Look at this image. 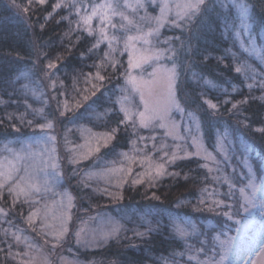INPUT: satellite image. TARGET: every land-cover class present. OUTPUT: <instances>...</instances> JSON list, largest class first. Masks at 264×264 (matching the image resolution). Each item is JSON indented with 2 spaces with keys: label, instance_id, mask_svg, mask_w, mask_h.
Masks as SVG:
<instances>
[{
  "label": "rangeland",
  "instance_id": "1",
  "mask_svg": "<svg viewBox=\"0 0 264 264\" xmlns=\"http://www.w3.org/2000/svg\"><path fill=\"white\" fill-rule=\"evenodd\" d=\"M49 1L52 2V11L50 15L46 16L47 19H50L51 15L60 13V19L66 22L67 28L56 41L54 45L55 50L46 57L45 69L47 70L51 84L52 81L56 83L55 88L52 86L50 88L55 89L54 96L57 104L67 99L69 106L72 107L76 101H80L79 107L67 112H79L80 114L74 124L70 126L71 128L73 127V131L76 133L75 144H72L70 149H77L79 151L77 146L85 144V136L82 135V129H91L93 133L97 134L108 133L116 129L108 122V105L114 103L119 110V105L115 101L118 97L127 94L121 92V89L130 87L125 84V71L128 68V60L131 53L123 52V54H120L118 52L115 54L114 58L119 61L115 69L110 65H106V70H100L101 75L105 77L104 81L93 79L92 83L97 84L98 90L91 89V85L86 84L84 78L88 73H96L98 70L96 65L102 59L103 52L107 51V44L102 43L98 49L83 54L79 58V63L74 66L67 67L60 65L63 57L78 42L79 39L77 37L82 31L74 30L75 21L77 20L74 9L55 8L54 6L59 0H46L43 4ZM221 3L232 7L234 12V15L227 19L223 26L224 35L231 41L232 46L229 55L233 60L234 67L247 62L255 67L258 73L264 72V58H262L264 57V50H262L264 49V31L257 32L252 27L250 19L248 25L242 24L240 22V9L239 7L232 6V0H221ZM29 5L42 4L38 3V0H31ZM147 11L151 15H157L159 9L156 5H151ZM143 14V11H141V15ZM95 23L94 21V25ZM168 27L170 25H165L161 29V43L159 44L161 48L171 47L170 42L168 44L162 42L165 39H169V36L164 31ZM90 37L92 38V44H90L91 47L89 49L95 43V37ZM252 44H255L256 51H253L252 47H250ZM169 61L168 59H164L161 61V64L171 68L172 64ZM123 62H126V64L121 71ZM49 63H53L55 67L48 68L47 65ZM150 71L151 68L146 66V72ZM133 74L138 75V70H134ZM240 75L242 76L243 83L241 85L232 84L229 86L218 85L199 74L193 77L199 88L198 93L205 103L206 101H210L212 104H215L217 107L215 109L212 108L215 111H220L221 106L228 105L227 110L229 113L231 112L235 121L246 127L249 125L244 112H242L245 103H241V101H244V97L240 94L241 90L245 88L249 93L256 95L264 102V87L261 86V80L264 77L257 75L255 80H252L247 79L243 74ZM145 78H147L146 73ZM33 79L29 71L25 70L16 73L7 81L8 87L5 94H0V119L14 127L30 129V132L25 136L0 141V158H11L5 146L19 150L24 144L32 143L33 151L36 152L51 147L48 142H42L41 144L34 143V140H42L45 136V132L37 127L38 124L45 123V120L33 111L34 109L43 108L44 105L41 94L42 90H40L41 88ZM74 79L75 87L73 83ZM108 79L115 80V82L113 86L105 88V82ZM206 81H210L211 83H206ZM248 84H253L252 89L247 87ZM85 88H88L89 91L84 92ZM92 91H95V95H101L103 99L102 104L92 102V98L95 96L91 94ZM83 95H87L88 99L83 100ZM134 99L142 111L143 106L140 104L139 97L136 96ZM206 104L209 106L208 103ZM233 104H236L237 107L233 108ZM121 114V118L124 119L122 112ZM170 120L174 121L177 125L174 134L182 136V140L174 139L173 135H168V128H161L155 125L150 128H142L138 125L133 127L130 123H124L128 124L133 132V139L127 150L117 151L105 156H99V151L88 159L81 160L80 163L75 164L88 191L87 197L90 206L95 210H100L88 216L84 214L79 219V223L82 225L80 228L86 230L81 236L82 243L84 239H88L89 243L87 245L83 243L84 246H102L105 242L100 240V235L110 231L114 227L120 229L119 235L114 238L124 236L129 237V241H135L137 238L149 237V234L152 233V231L149 232V229H154L155 231L161 228L163 224H166V222H170L173 226L191 225L189 228L191 234L183 237L187 245L185 250L187 252L182 254L184 256L183 259L169 258L165 255L155 256L148 251L145 252L150 256H154L161 264H219L228 248L231 251L228 252L227 259L223 261V264H244L245 261L248 264H264V171L257 173L254 168L252 161L254 153L250 143L241 134L233 135L228 127H223L214 133V149H211L205 141L200 121L195 114L186 112L184 108L183 112L173 110ZM28 121L32 123L28 124ZM251 127L257 130L264 128L260 126ZM46 131L50 135L49 130ZM193 140L196 143H193ZM177 145H179V151H177ZM198 151L199 155L196 154ZM174 152L178 156L185 157L183 159L190 158V156L201 159V166L208 172L209 180H206V177L195 178V180L202 183L196 197L179 200L176 202L175 208H185L191 212L209 211L215 217H220L222 219L221 223L217 222L215 218L210 219L207 223L212 228L210 234H201L194 219L184 213L183 210L182 212L167 213L160 208H152L144 212H130L120 217L108 213L110 211H103V208L108 210V205H114L122 199L124 188L127 185L129 186V184H134L133 180L137 177V174L143 175L144 182L134 185L144 186L145 189L151 191L152 197H156V189L163 185L171 184V182L180 178L193 177L192 174L183 172L181 168L177 167V162L181 159H177L174 163L168 162ZM121 153H127L135 162L130 163L128 159L120 155ZM165 153H168V155L165 156ZM186 153L190 155H186ZM206 154L214 157V159H205ZM70 158H72V152ZM147 158H150V161ZM113 161L117 162L116 167L122 165L125 169L129 167L132 169L130 175L124 176L126 182L118 181L116 177H110L108 180L99 177L87 178L88 173H99L105 168L113 167ZM149 162L154 165L163 164L166 173H178L179 175L165 174L153 179L149 183V177L144 175L150 171ZM209 169L212 170L209 171ZM151 171L152 176L155 177L154 169ZM50 180L52 181V192L37 194L33 197L34 200L39 201L38 204L24 203L23 196L18 201L15 200L9 194L7 186L4 189H0V193L3 194L0 200L9 207L16 209L17 213L22 215L26 222L25 218L31 211L37 208L42 209L45 203L50 204L54 200L58 201L61 199V196L53 195V193L69 194L66 186L63 184L62 177L57 179L53 176L50 177ZM118 182L122 184L121 187L116 186ZM250 182L255 184L256 191H253L249 187ZM241 189H244V194L241 193ZM201 200L204 202L201 203ZM65 204H67L66 199ZM71 209L72 207L68 211V215L71 214ZM225 213L230 214L232 218L229 219V215H225ZM5 217L6 215H0V227L2 229L0 245L6 250V260L9 264H21L22 261L30 258L34 259L36 264H40V261L45 258L50 264L54 263L51 262L50 253L65 238L53 247L55 240L51 235H45L44 233L54 232L59 227V221L53 220L50 215L47 223L52 227L42 231L39 227L41 218H37L35 224L30 225L31 229L33 227L36 228L35 232L37 235L34 237L19 226L20 223L14 227ZM85 219L91 220L87 224H83L82 222ZM70 221L71 219L66 222L67 228H69ZM77 228L80 230L79 227ZM138 232L146 233V235L143 237L137 236L136 233ZM13 234L20 236V241H17ZM112 239H109L107 242ZM25 242L33 245V247L29 249ZM201 248L203 251H199ZM24 253H28V255L26 256ZM61 264H85V262L76 257H63Z\"/></svg>",
  "mask_w": 264,
  "mask_h": 264
},
{
  "label": "trees",
  "instance_id": "2",
  "mask_svg": "<svg viewBox=\"0 0 264 264\" xmlns=\"http://www.w3.org/2000/svg\"><path fill=\"white\" fill-rule=\"evenodd\" d=\"M241 1L248 4V15L252 27L257 32L264 31V0ZM221 4V0H207L206 10L187 27L170 26L164 30L169 36L171 47L177 53L173 57L179 73L176 82V96L185 111L192 112L199 119L205 141L211 149H214V133L223 127H228L233 135L244 136L254 153L252 159L254 168L257 173H261L264 171V131H258L251 126L264 127V102L242 88L240 94L244 97V101H247L242 112L249 125L243 127L235 121L231 112H228V105L221 106L220 111L210 108L198 93L199 88L193 77V73H197L218 85L225 86L243 83L242 76L235 71L233 60L229 55L231 41L223 32L224 22L234 15L233 8L221 7ZM51 11V1L42 5L30 6L29 0H15V2L0 0V94H5L8 87L7 81L16 73L26 70L32 74L33 80L42 90L44 113L48 119L54 121V128L48 132L56 138L55 155L59 158L63 184L73 198L68 233L58 247L51 251V262L61 264L63 257H76L85 264H161L154 256L145 253L147 251L155 256L165 255L169 258L183 259L182 254L187 252L185 251L187 245L170 222L152 231L149 237L137 238L135 241H129V237L122 236L97 247L84 246L82 241L77 243L75 233L79 231L77 227L82 226L79 223L81 216L84 214L88 216L100 210H95L90 206L88 191L83 179L77 166L70 162V148L76 140V133L70 126L80 114L74 112L60 115V109L57 107V100L54 96L55 89L50 88L51 81L45 69L46 57L55 50L56 41L67 28L66 22L60 19V13L51 15L50 19H47L46 16L50 15ZM78 36V42L63 57L60 65L74 66L79 63V58L89 51L92 38L84 32H80ZM177 37L179 39H176ZM181 42H183V47ZM169 63L172 64V60ZM125 64L126 62H123L121 71ZM114 82L115 80L108 79L104 87L113 86ZM92 102L102 104L103 99L98 94L92 98ZM108 106V122L117 131L111 143L100 150L99 156L127 150L133 139L132 129L128 124L121 123L122 114L116 104L111 103ZM29 132L28 128L14 127L0 119V141L25 136ZM201 163V159L191 156L179 160L177 167L183 172L192 174L193 177L180 178L171 184L161 186L156 189V197H152L151 191L142 185L129 184L124 188L122 199L114 205H108V210L103 208V211H110L108 213L120 217L130 212H144L152 208H160L167 213L183 210L194 219L201 234L208 235L212 232V228L207 223L212 218L221 223L220 217H215L209 211L191 212L185 208H175L179 200L196 197L202 184L195 180L196 177H206V180H209L208 172L201 166ZM0 209L7 212L5 218L14 227L20 223L19 226L36 237V232L24 221L23 216L17 213L16 209L2 203L1 200ZM0 215L4 214L0 213ZM90 220L85 219L82 223L87 224ZM1 237L0 227V239ZM6 259V250L0 245V264H9Z\"/></svg>",
  "mask_w": 264,
  "mask_h": 264
},
{
  "label": "snow or ice",
  "instance_id": "3",
  "mask_svg": "<svg viewBox=\"0 0 264 264\" xmlns=\"http://www.w3.org/2000/svg\"><path fill=\"white\" fill-rule=\"evenodd\" d=\"M15 2V0H13ZM46 0H38V3L43 4ZM31 3V0H29ZM207 0H59L55 4V8H72L74 14L77 17L75 21L76 31H82L87 33L88 36L95 37V43L89 51L98 49L100 44H107V51L103 52V57L99 64L96 65L97 71L95 74L88 73L84 82L91 85V89L98 90L96 83H92V80L104 81L105 77L101 75L100 70H106V65H110L115 69L119 63L115 59V54L118 52H130L128 60V68L125 71V84L130 87L121 89V92L127 93L117 98L115 103L119 105V111L123 113L124 119L121 123H130L133 127L137 125L142 128H150L159 126L161 128H168V135H173L174 139L182 140L183 137L178 134H174L177 125L174 121L170 120V115L173 110L183 112V108L180 105L176 96V82L179 76L177 72V65L173 57L176 56V50L172 47L161 48V29L165 25L174 26L176 28L187 27L192 21H194L204 10H206ZM151 5H156L159 9L157 15H151L147 9ZM227 6L221 4V7ZM232 6L239 7L240 9V22L244 25L249 24L248 4L242 3L241 0H232ZM27 11V9H24ZM143 11V15H141ZM65 19H67L65 17ZM94 21L96 22L94 25ZM235 27V25H233ZM227 28V25H226ZM66 35H68L66 33ZM79 39V36L77 37ZM176 39H179L177 37ZM165 44L169 43V39L162 41ZM183 47V42H181ZM253 51H256L255 44L250 45ZM122 48V51H121ZM188 50L191 48L189 46ZM264 50V49H262ZM264 58V57H262ZM164 59L172 60V67L169 68L166 65L161 64ZM222 59V58H220ZM235 59V57H234ZM146 66L151 68L150 72H146ZM48 68H53L55 65L49 63ZM138 70V75H134L133 71ZM237 73L245 75L247 79L255 80L257 75L264 77V72H257V69L252 65L244 62L235 67ZM145 73L147 78H145ZM197 74L193 73L195 77ZM75 87V79H74ZM206 83H211L206 81ZM51 86L56 87L55 81H52ZM261 86L264 87V79L261 80ZM247 87L252 89L253 84H248ZM89 89L85 88L84 92H88ZM92 95H95V91H92ZM138 96L140 104L143 106V110H140L139 105L136 104L134 97ZM83 100H87L88 96L83 95ZM75 99V98H73ZM247 101H241L246 103ZM209 107L215 109L217 106L210 101H206ZM80 101H76L72 107L69 106L68 100H64L62 103L58 102L57 107L60 109V115L63 116L67 112L72 111L73 108L79 107ZM237 105L233 104V108ZM34 113L45 120V123L38 124L37 127L41 131L45 132V136L41 139L34 140V143L41 144L42 142L50 143L51 147L46 148L40 152L33 151V144H24L19 150L7 148L11 158H0V189H4L7 186L9 194H11L15 200H19L21 196L24 197V203L38 204L39 201L34 200L33 197L37 194H47L52 192V181L50 177L55 176L57 179L62 177L60 172L59 158L55 155V136L49 135L46 130L54 128V121L48 119L44 113V109H34ZM31 124V121L27 122ZM117 129H113L111 132L97 134L93 133L91 129H82V135L85 136V144L77 146V149H70L72 152L71 163L77 164L81 160L88 159L95 153H98L101 147H106L108 143L115 138ZM258 131H264V129H258ZM142 139V138H141ZM67 142V141H66ZM193 143H196L193 140ZM167 147V145H165ZM177 151H179V145H177ZM199 155V151L196 153ZM125 159H128L130 163H134V159L130 158L127 153H121ZM168 153H165L167 156ZM186 155H190L187 154ZM46 157V158H45ZM185 157L178 156L177 153H173L169 159V163H174L177 159H183ZM205 159L212 158L209 154H206ZM150 161V158H147ZM116 161H113V167L105 168L99 173H88L87 178L92 179L94 177L103 178L108 180L110 177H116L118 181H123L125 175H130L132 169L129 167L125 169L122 165L116 167ZM207 167V165H205ZM150 171L144 175L149 177V183L155 178H159L162 175H179L178 173H166L163 164L154 165L149 162ZM152 169L155 171V177L152 176ZM212 169H209L211 171ZM143 175L137 174V177L133 180L134 184L143 183ZM117 187H121V183H117ZM249 187L256 191L255 184L250 182ZM241 193L244 194V189H241ZM0 193V197H2ZM53 195L61 196V199L52 201L50 204L45 203L42 209L37 208L31 211L25 218L29 225H34L37 218H41L40 229L43 231L46 228L52 226L47 223L49 216L53 220L59 221V227L54 232H45V235H51L55 240L53 247L60 243L68 232L66 222L71 219L68 215V211L73 206L72 197L68 193L60 194L53 193ZM65 199L67 204H65ZM158 199V197H157ZM204 201L201 200V203ZM214 203H216L214 201ZM219 206V205H217ZM247 210V209H245ZM0 213L7 215L4 209H0ZM229 219H231V215ZM175 231L182 238L190 235L188 226L175 225ZM33 231L36 228L33 227ZM85 229L81 228L75 233L77 243H81V236L85 233ZM120 229L118 227L112 228L110 231L102 233L100 240L107 242L109 239L117 237ZM154 229H149V232ZM15 239L20 241L21 237L15 235ZM137 236H145L146 233H136ZM95 239V237H93ZM27 244V242H25ZM83 243L87 245L88 239H84ZM223 243V242H222ZM27 247L31 249L33 245L27 244ZM203 251V249H199ZM231 249L228 248L225 251V255L221 258L219 264H223V261L227 259L228 252ZM19 255V254H18ZM28 255V253H24ZM192 259V257H190ZM21 264H36V261L32 258L22 261ZM40 264H50L45 258L40 261ZM244 264H248L247 261Z\"/></svg>",
  "mask_w": 264,
  "mask_h": 264
}]
</instances>
